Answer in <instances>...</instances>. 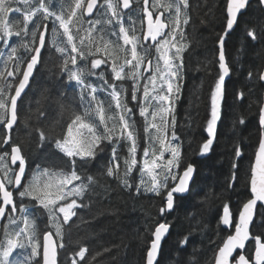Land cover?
<instances>
[{
	"label": "snow or ice",
	"instance_id": "6c2138e0",
	"mask_svg": "<svg viewBox=\"0 0 264 264\" xmlns=\"http://www.w3.org/2000/svg\"><path fill=\"white\" fill-rule=\"evenodd\" d=\"M250 6L251 0H224L206 139L198 148L201 156L213 151L217 141V126L228 95L226 79L234 68H243L240 56L231 62L227 59L226 38ZM257 6L264 10V0H257ZM134 7L139 8V26L131 15ZM192 10L190 0H0V125L9 133L0 137V149L10 148L0 151V264H58V250L67 252L72 246L74 218L92 222L84 221L79 213L91 209L93 195L99 196L96 188L105 196L110 194V185L100 183L104 178L115 180L118 187L137 197L159 198L158 215L145 214L144 231H137V238L143 241V264H160L162 242L172 227L165 217L177 207V197L191 191L197 171L184 158L175 114L188 70L186 29L193 21ZM245 37L254 43L264 40V21L254 27L245 25ZM49 45L61 57L50 70L61 86L41 89L25 108L23 127L30 141L35 138L37 151L50 146L62 154L67 167L30 162L22 146L12 143L10 134L19 126L18 101L30 87L43 62L42 51ZM150 49L155 53L151 58ZM242 51L243 46L238 49ZM102 65L110 69L107 74L97 73ZM204 67L210 70L209 65ZM92 77L99 83H92ZM246 79L264 82V67L249 68ZM252 92L249 88L248 94ZM235 98L243 102L245 91L237 90ZM253 106L254 114H241L232 121L235 130L255 119L259 133L248 173L250 198L242 204L238 219L230 201L217 206L218 225L234 231L218 247L214 264H264V235L250 231L258 203L264 207V95L251 101L249 109ZM136 110L143 119L142 149ZM243 147L242 140L231 147L225 191L235 188ZM106 152L109 158L97 174L82 178L78 169ZM221 195L210 189L198 203L211 207ZM187 216L193 223L178 241L173 264H180L183 249L208 227L197 211H189ZM259 222L264 224V214ZM250 243L253 251L247 247ZM77 244L78 251L66 256L64 264H100V258L117 247L86 255L89 247ZM195 253L194 249L188 254L185 264H198Z\"/></svg>",
	"mask_w": 264,
	"mask_h": 264
},
{
	"label": "trees",
	"instance_id": "16d2710c",
	"mask_svg": "<svg viewBox=\"0 0 264 264\" xmlns=\"http://www.w3.org/2000/svg\"><path fill=\"white\" fill-rule=\"evenodd\" d=\"M190 2L193 4V21L186 29L187 39L190 42V47L185 53L188 70L184 76L183 90L176 104L175 114L177 135L183 144L184 158L193 163L197 171L190 186L191 191L187 195L178 196L177 207L165 217L172 227L169 236L162 245L160 264H173V254L178 249V241L190 231L193 223L189 220L187 212L193 210L203 217L204 223L208 227L198 232L189 245L183 249L180 253V264H185L188 254L194 249L198 264H214L213 257L218 247L227 235L234 231V228L227 229L223 225H218V217L214 213L222 202L230 201V209L238 219L242 204L250 198L248 173L254 162L259 139L255 119H252L247 126H240L235 130H233L232 121L241 114L249 116L254 114L256 108L253 106L249 109L250 102L264 95L263 82L246 79L249 68L256 70L264 67V40L254 43L250 38L245 37V25L248 27L258 26L260 22L264 21V10L257 6V0L253 1L247 11L240 16L239 25L226 39L227 59L231 62L233 57L240 56L243 68L240 71H236L234 68L230 78L226 81L228 95L223 105L222 121L217 127V141L213 151L201 156L198 154V148L206 139L204 129L210 110V87L216 78L217 71L215 66V54L218 51L217 36L224 27V0H190ZM210 9L211 11H209ZM131 15L139 26L141 18L139 8L134 7ZM15 18L19 19V17ZM202 20L204 23H201ZM47 38L51 39L50 34ZM242 46L243 51L238 52ZM152 55H155L154 51L150 52V58ZM42 60V64L37 66L30 87L19 102L20 121H18L19 126H15L11 131L12 143L22 146L23 153L29 157L30 162L42 165L55 163L67 167L66 159L62 157V154H56L50 146L43 152L37 151L35 138L33 137L30 141L23 127L25 108L40 95L41 89L61 86L53 79L50 71L53 65L60 63V55L55 53L49 45L42 52ZM205 65H209L210 70H207ZM88 66L90 67V60ZM0 67H2V62H0ZM96 71L97 73L104 71L107 74L110 69L107 66H102ZM91 81L94 84L99 83L96 77H92ZM249 88L253 89L251 94H248ZM241 89L245 91L247 97L243 102H239L235 98L237 90ZM55 94L53 91V95ZM101 98L104 99L102 94ZM136 112V126L140 133L142 149L144 146L143 119L138 116V110ZM6 134V129L0 125V137ZM238 140L243 141L244 147L243 157L238 160L237 182L234 190L225 191V178L229 174L233 156L231 147ZM2 150L10 151V148L4 146V149H0V151ZM121 154H124L123 151ZM108 158L109 153L106 152L96 161L79 168L78 171L82 178L88 175L95 176ZM100 183L110 185V194L105 196L104 191L99 187L96 188L99 196L93 195L91 209H85L79 213L84 221L92 222L81 223L80 220L74 218L75 223L71 229L72 246L68 248L67 252L59 250L58 264H64L66 256L73 251H78L77 242H79V246L89 247L90 252L86 255L94 254L113 245L117 246L110 254L100 258V264H143V241L137 238V231H144L145 214L151 217L158 215L159 198L147 194L137 197L132 192L118 187L113 179L104 178L100 180ZM210 189L222 194L221 198L214 200L211 207L198 203L204 193ZM85 203H88L87 198H85ZM100 213L105 214L100 215ZM261 214H264V207L260 206L252 227L253 235H264V224L259 222ZM94 216L96 218L92 220ZM152 223L154 224L155 220ZM248 249L253 251V244L250 243Z\"/></svg>",
	"mask_w": 264,
	"mask_h": 264
},
{
	"label": "water",
	"instance_id": "95a60500",
	"mask_svg": "<svg viewBox=\"0 0 264 264\" xmlns=\"http://www.w3.org/2000/svg\"><path fill=\"white\" fill-rule=\"evenodd\" d=\"M253 1H255V0H251V3H252ZM94 11H95V10H94ZM246 11H247V10H246ZM246 11H244V12H246ZM244 12H243V13H244ZM234 29H235V27H234ZM226 39H227V38H226ZM42 52H43V51H42ZM35 72H36V70H35ZM34 75H35V73H34ZM226 80H227V79H226ZM31 81H32V79H31ZM31 81H30V84H31ZM27 90H28V89H26V92H27ZM23 96H24V94H22V97H23ZM19 102H20V101H18V104H19ZM7 132H8V131H7ZM8 134H9V133H8ZM194 176H195V173H194ZM193 179H194V177H193ZM192 181H193V180H192ZM192 181H191V183H192ZM191 183H190V186H191ZM187 194H188V193H187ZM187 194H183V195H181V196H184V195H187ZM259 205H260V204L258 203V205H257V210H258ZM257 210H256V211H257ZM254 221H255V218H254ZM253 223H254V222H253ZM224 227H225V226H224ZM251 227H252V225L250 226V231H251ZM225 228H226V227H225ZM170 231H171V228H170ZM168 236H169V235H168ZM168 236H167V237H168ZM167 237H166V238H167ZM164 241H165V240H164ZM164 241L162 242V245H163Z\"/></svg>",
	"mask_w": 264,
	"mask_h": 264
},
{
	"label": "bare ground",
	"instance_id": "6f19581e",
	"mask_svg": "<svg viewBox=\"0 0 264 264\" xmlns=\"http://www.w3.org/2000/svg\"><path fill=\"white\" fill-rule=\"evenodd\" d=\"M197 1V0H196ZM255 2V1H254ZM189 40V39H188ZM206 97V96H205ZM232 99V98H231ZM137 117V116H136ZM142 123V122H141ZM139 124V123H138Z\"/></svg>",
	"mask_w": 264,
	"mask_h": 264
},
{
	"label": "rangeland",
	"instance_id": "374dc122",
	"mask_svg": "<svg viewBox=\"0 0 264 264\" xmlns=\"http://www.w3.org/2000/svg\"><path fill=\"white\" fill-rule=\"evenodd\" d=\"M151 51H152V50H150V52H151ZM102 66H103V65H102ZM102 66H101V67H102Z\"/></svg>",
	"mask_w": 264,
	"mask_h": 264
},
{
	"label": "flooded vegetation",
	"instance_id": "af4514ba",
	"mask_svg": "<svg viewBox=\"0 0 264 264\" xmlns=\"http://www.w3.org/2000/svg\"><path fill=\"white\" fill-rule=\"evenodd\" d=\"M153 51H154V49H153Z\"/></svg>",
	"mask_w": 264,
	"mask_h": 264
}]
</instances>
